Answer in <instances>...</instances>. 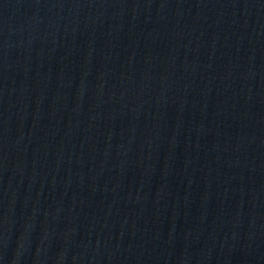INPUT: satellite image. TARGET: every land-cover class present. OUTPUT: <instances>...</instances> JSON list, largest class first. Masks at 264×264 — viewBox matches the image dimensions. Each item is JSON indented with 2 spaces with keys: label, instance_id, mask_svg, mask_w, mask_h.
Returning a JSON list of instances; mask_svg holds the SVG:
<instances>
[{
  "label": "water",
  "instance_id": "1",
  "mask_svg": "<svg viewBox=\"0 0 264 264\" xmlns=\"http://www.w3.org/2000/svg\"><path fill=\"white\" fill-rule=\"evenodd\" d=\"M0 264H264V0H0Z\"/></svg>",
  "mask_w": 264,
  "mask_h": 264
}]
</instances>
